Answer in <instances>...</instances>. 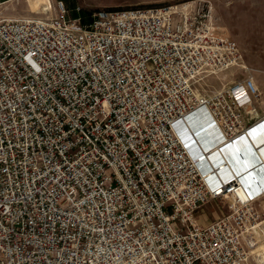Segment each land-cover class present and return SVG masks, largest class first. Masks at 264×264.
<instances>
[{"label":"built area","instance_id":"2783aa9c","mask_svg":"<svg viewBox=\"0 0 264 264\" xmlns=\"http://www.w3.org/2000/svg\"><path fill=\"white\" fill-rule=\"evenodd\" d=\"M56 10H0V264H248L263 177L243 197L177 134L204 113L235 139L262 97L253 75L198 90L243 65L213 3Z\"/></svg>","mask_w":264,"mask_h":264},{"label":"rangeland","instance_id":"374dc122","mask_svg":"<svg viewBox=\"0 0 264 264\" xmlns=\"http://www.w3.org/2000/svg\"><path fill=\"white\" fill-rule=\"evenodd\" d=\"M58 1H63L72 7L80 6L87 11H96L113 7H131L139 5H157L180 2L183 0H0V10L7 16H48L54 12ZM215 8L217 17V33H226L235 39L241 49L242 64L219 71L214 74H205L197 83L201 92L213 93L228 87L235 80L246 79L249 75L257 76V85L262 97L258 107L264 103V0H210ZM49 4L50 7L49 8ZM49 8V9H48ZM46 9H48L46 11ZM256 203L258 209H264V199ZM262 207V208H261ZM205 211H199L203 218L200 221L209 223L226 214L229 210L228 202L222 199H213L204 205ZM262 217L264 218V212ZM200 218V217H199ZM264 237V235H263ZM258 238L256 246L251 248L248 264H260L258 248L264 241Z\"/></svg>","mask_w":264,"mask_h":264},{"label":"bare ground","instance_id":"6f19581e","mask_svg":"<svg viewBox=\"0 0 264 264\" xmlns=\"http://www.w3.org/2000/svg\"><path fill=\"white\" fill-rule=\"evenodd\" d=\"M49 8H51L50 4H49ZM48 9H46V11ZM187 117H188L187 119H184L183 121H180L178 123L177 134L179 135L180 138L182 137L188 143L190 144L193 143L191 146L188 145L189 148L188 150H190L193 157H196L198 159L201 157V160L197 159L198 161H200L198 163L201 169H203V171L205 170V173H207L209 176L212 174H216L221 176L223 179H228L229 177L235 175L239 180V182L241 183L242 186L240 188L241 193L244 196H247V192L245 191L244 186L252 185L255 182V180L260 179L261 175H263L261 174L258 176V173L260 171L255 172L254 170L262 166L264 167V118L261 119L262 118L261 117L253 124L248 125L243 130L239 131L235 139L233 138L227 139V137L223 134V132L220 133L221 129L219 127L218 128L215 127L217 129L211 128V125L215 122L214 119L212 118L209 119L208 115H204V113L201 114L191 113L188 114ZM192 125L194 126V128H192ZM189 133H192V135H194L193 139H191L192 137L190 138ZM238 137H239L238 159L239 161L244 160L245 162V165L243 164V168L240 173H238L235 167L232 166V164L234 163L230 158L231 156H227L225 155L224 152H222V148L227 144L234 143L237 146L236 139ZM231 139L233 140L230 141ZM252 148L254 149L255 152L254 154H256V155L253 154V156H255L254 160H247V158L245 157V153H243L241 150L246 149V151H248V153L250 154V152L252 153L251 151ZM219 155L221 156V160L217 159ZM215 158L217 161L215 160ZM236 164L238 163L236 162ZM246 165L248 166V168L246 167ZM247 175L248 176L252 175L253 179L252 178L251 179L253 181L248 179ZM257 248L259 252L258 253L259 263L264 264V241L261 242L259 244V247Z\"/></svg>","mask_w":264,"mask_h":264},{"label":"crops","instance_id":"0c3cea01","mask_svg":"<svg viewBox=\"0 0 264 264\" xmlns=\"http://www.w3.org/2000/svg\"><path fill=\"white\" fill-rule=\"evenodd\" d=\"M56 4H55V6H54V12L52 13V14H55L56 13ZM3 13V12H2ZM7 16V15H6ZM24 16H31V15H24ZM37 17V16H36ZM255 77H257V76H255ZM257 80H258V78H257ZM257 80H255V82H256V85H257ZM258 86V85H257ZM259 87V86H258ZM255 100H257V99H255ZM254 100V101H255ZM260 100V99H259ZM259 100L257 101L258 102V104H259ZM257 102H256V105H254V107H255V109H253L251 112H249L248 113V115H247V123H254V122H256L257 120H259L261 117V119H263L264 118V103L263 104H261L260 105V108L261 109H259V107H258V104H257ZM236 142H237V146L234 144V143H230V144H227V145H225L223 148H222V152H224L225 153V155H227V156H231L230 158L232 159V161H233V163L234 164H232V166L233 167H235V169H236V171H238V173H240L241 172V170H242V168H243V164L245 165V162H244V160H241V161H239V137L236 139ZM234 145V147H233V145ZM231 146H232V148H231ZM230 149V150H229ZM226 151V152H225ZM243 153H245V157L247 158V160H254V157L255 156H253V154L255 153L254 152V149L252 148V153L250 152V150H249V152H250V154L248 153V151H246V149H243V150H241ZM221 152V153H222ZM221 155V154H220ZM219 155V157L217 158L218 160H221V156ZM244 155V154H243ZM254 155H256V154H254ZM238 156V157H237ZM242 158V157H241ZM215 160H216V158H215ZM237 160V161H236ZM217 161V160H216ZM226 161H227V158H226ZM236 162L238 163V164H236ZM240 162H241V164H240ZM239 165V166H238ZM228 166V165H227ZM246 167L248 168V166L246 165ZM257 170V171H256ZM256 170H254L255 172H258V171H260L259 173H258V176L259 175H261V174H263V175H261V177H263V179H264V167L262 166V167H259V168H257ZM248 176V175H247ZM246 176V177H247ZM248 179H250V180H252L253 179V176L252 175H249L248 177H247ZM252 178V179H251ZM253 181V180H252ZM263 200H260L258 203H260V205H261V202H262ZM262 208V207H261ZM200 211H205V208H202ZM199 212V211H198ZM200 217V218H199ZM201 218H203L202 217V215H198V219H199V221H200V219ZM220 218V217H219ZM218 218V219H219ZM217 220V219H216ZM215 221V220H214ZM201 222V221H200ZM211 222H213V221H211ZM201 223H206L205 221H202ZM264 235V222H263V224H262V226H261V229H259L257 232H256V234H255V238L252 240V246H249V249L251 250V248H253V247H255L256 246V244H257V242H259L258 241V238L259 237H261V236H263ZM258 245V244H257ZM249 263V262H248Z\"/></svg>","mask_w":264,"mask_h":264},{"label":"trees","instance_id":"16d2710c","mask_svg":"<svg viewBox=\"0 0 264 264\" xmlns=\"http://www.w3.org/2000/svg\"><path fill=\"white\" fill-rule=\"evenodd\" d=\"M113 8H120V7H113ZM82 12L83 13H92L93 11H87V10H84L83 9ZM75 14H79V13L78 12L77 13L75 12Z\"/></svg>","mask_w":264,"mask_h":264},{"label":"water","instance_id":"95a60500","mask_svg":"<svg viewBox=\"0 0 264 264\" xmlns=\"http://www.w3.org/2000/svg\"><path fill=\"white\" fill-rule=\"evenodd\" d=\"M239 191H240V189H239ZM240 193H241V191H240ZM241 195H242L243 197H245L242 193H241Z\"/></svg>","mask_w":264,"mask_h":264}]
</instances>
